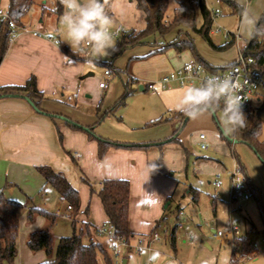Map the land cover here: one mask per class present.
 Returning a JSON list of instances; mask_svg holds the SVG:
<instances>
[{
	"label": "crops",
	"instance_id": "crops-1",
	"mask_svg": "<svg viewBox=\"0 0 264 264\" xmlns=\"http://www.w3.org/2000/svg\"><path fill=\"white\" fill-rule=\"evenodd\" d=\"M57 2L58 0L52 2L51 8H55ZM47 3V0L44 1L41 7L47 8L46 5H49ZM48 8L51 9L49 6ZM136 18L142 22L139 26L135 21ZM123 19L128 29L140 30L144 27L143 15L129 0L128 6L124 9ZM23 21H27V17H23ZM116 21L119 24V16L116 17ZM40 23H42L41 29L45 31L47 26L43 21ZM1 25L2 23H0V29ZM34 33L31 30L30 32H16V36L10 42L0 64V87L23 86L30 78L34 77L37 89L45 95L40 109H37L27 96L31 102L21 96L0 98V190L3 189L4 195L8 199L20 200L21 191H25L29 195H37V199H39V195L45 192L47 186H44V181L37 174L36 167L50 166L56 173L63 174L79 192L80 211L75 220L78 224L89 223L94 230L91 233L92 239L99 242L102 236L96 234L95 230L107 224L108 219L101 200L97 199L99 197L91 198L88 188L79 181L80 173L77 174L71 167L67 157V153L71 151L78 155L83 170L91 172V175L96 174L99 178L105 177L101 178L100 184L104 180L114 179H125L130 182L129 229L134 233V229L139 231L135 227V223L150 216L155 212V209L152 206L149 208L150 203L142 201V199L136 205L132 177L139 182L144 191L151 188L161 189V197L167 195L176 183L171 179L172 177L177 174L187 175L191 168L195 175L224 177L227 172L222 162L218 158L201 157V154L198 156L193 145L199 144L201 148L202 144H206L209 149L210 143H214L217 145L216 151L219 154H227L226 151L229 149H224L222 146V139H225L229 143L228 153H231L236 160L242 163L252 185L264 200V185L252 173L250 167L253 164L252 160L243 148L233 147L241 142H230L221 136L223 131L216 115L208 114L198 119L190 118L184 123L183 119L179 117L181 111L176 110L183 89L172 87L151 92L140 85V78L154 81L160 79V76H157L158 73L153 75L155 70L166 71L169 69L171 72L183 66L175 64V66L167 67L165 61H155L152 68L150 63L146 66L148 70L141 71L136 68L134 75L132 71L134 63L140 60L139 58H146L150 53L129 57L125 63V70L130 59L138 58V60L131 63L129 75L124 73L128 75V78L130 76L138 83L133 85V93L127 99L126 105L109 113L96 127L95 133L102 138L120 143H160L169 139L175 130L182 126L183 131L179 136L181 145L165 144L162 148L152 147L147 151L112 147L104 157L105 161L112 165L110 173L105 176L102 172L103 165L98 163L97 142L91 140L85 132L72 129L64 118H70L71 121L85 127L94 125L98 118L108 112L121 97L124 86L115 85L110 92L109 100L102 104L101 111L96 112L94 116L85 115L71 104H64L60 99L48 98V94H55L62 89L67 90L68 94L78 93L82 90L80 89V82H82L80 75H82L83 68L78 62L69 63L65 60L68 55L63 48L71 51L62 45L57 31L54 32V35L41 33L40 36H37ZM212 35L214 34L212 33ZM51 39H56L59 45H56ZM115 69L125 71L122 68ZM104 79L106 80L105 76ZM85 90L88 91V87H85ZM64 95L61 93V98H64ZM102 100L104 101V99ZM253 104H260V100ZM159 119H168V121L158 126L147 127L149 123ZM201 134L206 135L204 142H201L199 138ZM217 137L219 138L217 139ZM238 137L236 132L230 138L239 141ZM253 169L255 170L254 167ZM227 184L229 186V177ZM189 193L191 194L190 191ZM27 198L32 199L30 196ZM87 208L89 209L88 215L85 213ZM60 212L61 210L58 211L59 214ZM151 240L152 236L146 240V243ZM107 242L112 247L113 242L110 239ZM103 245L108 248L107 245Z\"/></svg>",
	"mask_w": 264,
	"mask_h": 264
},
{
	"label": "rangeland",
	"instance_id": "rangeland-1",
	"mask_svg": "<svg viewBox=\"0 0 264 264\" xmlns=\"http://www.w3.org/2000/svg\"><path fill=\"white\" fill-rule=\"evenodd\" d=\"M44 1L46 0L34 1L24 15V17H27V21H23L22 18V26L27 27L32 32L54 35L56 29L60 28L59 16L55 12L50 11L48 6L51 8L52 2L56 0H47L49 5H46L47 8L45 9L41 7ZM247 2L250 5V11L255 21V28L257 21L264 14V0H247ZM205 3L214 17L212 29L219 28L221 30V33L211 35L212 41L216 45H222L227 41V36L230 35L231 37L232 34L236 42L225 51H216L198 35L191 33V37L201 58L215 68H227L239 60L240 50L245 47L250 37L241 33L240 14L230 5L222 0H205ZM8 6L9 0H0V9H8ZM40 21H43L47 26L45 31L41 29L42 23ZM135 21L138 26L142 23L139 19ZM202 22V15L198 11L197 26L201 27ZM18 32L21 33L22 30ZM174 38H176V31H173L165 38L155 34L147 39L146 45L129 49L116 60H113L111 54L107 58L99 59L95 66H90L85 61L72 60L78 62L83 68L82 75H80L82 76V82H80V89L82 90L78 93L68 94L67 90L62 89V91H58L55 94H48L47 97L60 99L64 104H71L76 110L85 115L94 116L100 101L104 99L102 104H105L109 100L110 92L114 89V86L118 84L121 87L123 85L122 82L128 80V75L124 73L125 71H122L119 76L112 71L109 88L106 90L101 89L99 84L107 81L104 79V73L110 69L108 65H115L116 67L113 66L114 68L125 70V63L131 55H147L157 48L156 45H164L173 41ZM59 40L63 46L69 48L63 42L61 35ZM69 50L72 52L70 48ZM191 59L194 60V57L189 51L178 55L174 49H168L162 54L151 55L136 61L132 71L134 74L136 68L141 71L148 70L146 66L150 63L152 68L155 61H165L167 67H170L175 66V64L184 65L193 61ZM168 72L169 69L166 71L155 70L153 75L158 73L157 76L161 78ZM90 73L92 76L88 77ZM140 81V85L144 82H155L154 80H145L143 78H140ZM85 87H88L89 90L86 91ZM61 93L65 94L64 98H61ZM66 119L71 121L70 118ZM262 120L263 124L259 139L264 141V113ZM192 140L195 141L194 139ZM222 143L224 149L230 150L229 143L225 139H222ZM216 147V144L210 143L209 149L202 151L199 144L193 145L197 155L201 154V157L218 158L222 162L227 173L224 177L219 178L221 187L218 189L213 185L216 175H195L193 168L189 170L187 175L177 174L172 177L171 179L176 183L164 197L160 196L161 189L142 190L139 182L132 177L133 195L136 205L140 199L148 201L147 203H150L148 207L151 208L152 206L155 212L145 217L144 221L135 223V227L139 231L134 229V236L128 244H115L118 245V256L114 255L112 247L109 246L107 242L109 238L107 236H102L99 239V242L108 246V251L115 264H123L124 260L126 264H204L205 261H209L210 264H229L234 251L232 245L230 242H224L222 238L215 235L219 232L224 234L232 227L237 228L243 237L249 235L250 239L256 241L260 247V253L256 254L258 256H255V259L246 260L244 264H264V223L257 200L253 196L248 201H242L241 199L230 200L227 190V179L232 170L235 156L233 157L231 153H228L229 150L226 151L227 154H219L216 151ZM233 147H241L246 151L253 163L250 167L254 177H257L264 185V164L260 162L257 155L245 144L241 143ZM67 157L74 171L77 174L80 173L81 178L79 181L88 188L91 198H97L100 180L102 179L96 174L91 175V172L88 173L83 170L78 155L74 152L69 151ZM104 157L100 158L97 150L98 161H105ZM190 187L198 190L196 200L189 193ZM20 194H22L21 199L16 200L21 202L23 207L18 211V256L15 264H41L53 261L60 238L73 234L72 220L70 218L72 212L67 210V205L60 200L58 193L51 186L46 187L45 192L39 195V199H37V195H29L25 191H21ZM27 196L32 199H28ZM29 208L44 209L50 213H58L61 210L60 217L51 230L54 238L51 254H47L45 251L34 252L27 246L28 235L43 230L46 226V221L40 216H37L33 222L28 221L27 211ZM80 227L81 225L79 224ZM154 232L159 235V240L152 243L149 248L146 240ZM173 233H175L176 240L175 248L172 247L171 241ZM235 253L237 254V251Z\"/></svg>",
	"mask_w": 264,
	"mask_h": 264
},
{
	"label": "trees",
	"instance_id": "trees-1",
	"mask_svg": "<svg viewBox=\"0 0 264 264\" xmlns=\"http://www.w3.org/2000/svg\"><path fill=\"white\" fill-rule=\"evenodd\" d=\"M129 1L134 4L136 10L143 15L144 27L140 30L130 28L126 32L122 31L116 41L117 50L112 54L113 60L118 59L129 49L146 45L147 39L155 34H159L162 38H165L173 31H176V38H174L173 41L164 45H156L157 48L146 57L162 54L168 49H174L178 54L189 51L193 55L194 61L204 64L213 73L229 69L236 64L237 61L227 68H215L201 58L197 52L191 33L201 37L213 50L216 51H225L236 42L235 37L232 34L231 37L230 35L227 36V41L222 45H216L212 41L211 35L213 31L212 26L214 17L212 12L208 9L205 0H198V6H195V0ZM222 1L226 2L240 14V9L234 1ZM33 3L34 0H9V6L7 9L8 13L18 26H22V18L27 13L26 10L28 11ZM55 8L57 9L55 13L60 17L63 8L59 5V2L56 3ZM198 11L201 13L203 19L201 27L197 26ZM15 35L16 33L9 30L7 23H2L0 29V64L9 48L10 39ZM63 50L68 57H71V60L85 61L83 57L73 55L72 52H69L64 48ZM240 55L246 60L253 59L255 68L264 69V14L257 21L253 35L247 40L245 47L240 50ZM135 60H138V58H132L129 60L128 66L125 70L128 75L130 65ZM108 67L111 69L114 68L113 65H108ZM121 72L122 71L119 69H115L114 71L118 76ZM122 83L124 86L123 94L108 112L98 118V121L94 125L85 127L67 120L68 125L72 129L85 132L91 140L97 142L100 158H103L107 151L112 147L147 151L152 147L162 148L165 144L175 143L181 145L179 136L183 131L182 126L175 130L169 139L160 143H120L96 135V127L99 126L109 113H113L126 105L127 99L133 93V85L138 82L129 76L128 80ZM23 95L32 100L37 109H40V104L45 99V95L37 89L36 79L34 77L30 78L23 86L0 87V98ZM259 98L260 104H252L247 108L245 115L247 119V127L240 129L237 132V135L239 136V141L249 147L264 164V141L259 139L263 124L262 115L264 113V94H260ZM102 101H100L97 112L101 111ZM179 117L183 119L184 123L190 119V117L186 116L183 112L179 113ZM167 121L168 119H159L149 123L147 127L158 126ZM221 136L225 138L224 134H221ZM36 172L44 181V186H51L54 188L58 193L60 200L67 206L72 207L70 218L72 220L73 234L68 237L60 238L55 259L53 261L41 264H115L108 248L102 243L92 239V226L89 223H82L79 228V224L75 220V217L80 211V196L77 189L73 187L63 174L56 173L50 166L36 167ZM83 180L89 184L85 179ZM189 191L193 195V199L196 200L198 190L190 187ZM97 195L101 200L104 212L107 216V224L113 229L114 238H120L128 243L134 236L129 229V206L131 196L130 182L125 179L104 180L100 184ZM251 196L255 197L257 200L264 223V200L254 186L251 189ZM22 207L23 205L21 202L8 199L4 195L3 189L0 190V264H15L17 259V238L19 234L18 211ZM85 213L87 215L89 214L88 208ZM37 216L42 217L46 221V226L43 230L28 235L27 246L31 251H45L47 254H51L54 242L51 230L57 219L60 217V214L50 213L44 209H28L27 217L29 222H33ZM95 232L98 234L97 229ZM153 234H155V232ZM171 241L172 247L175 248V233H173ZM248 252H250V245L244 244L243 255H246ZM231 259L233 264H237L233 255Z\"/></svg>",
	"mask_w": 264,
	"mask_h": 264
},
{
	"label": "clouds",
	"instance_id": "clouds-1",
	"mask_svg": "<svg viewBox=\"0 0 264 264\" xmlns=\"http://www.w3.org/2000/svg\"><path fill=\"white\" fill-rule=\"evenodd\" d=\"M63 12L59 17L60 28L56 31L63 37L73 55L84 58L90 66L99 59L107 58L116 49V36L128 31L123 19L128 0H58ZM240 9V31L249 37L253 35L254 18L247 0H234ZM55 12L56 8H51ZM120 17L117 24L116 17ZM74 63L71 57H65ZM243 97L239 94V84L231 76H209L199 85H186L177 103L176 110L192 119L204 115H216L220 128L226 137H232L240 129L247 127V119L242 111ZM219 137H217L218 139ZM103 165L107 176L112 165ZM155 165L153 168L155 169ZM101 178H105L102 176ZM204 264H210L205 261Z\"/></svg>",
	"mask_w": 264,
	"mask_h": 264
},
{
	"label": "built area",
	"instance_id": "built-area-1",
	"mask_svg": "<svg viewBox=\"0 0 264 264\" xmlns=\"http://www.w3.org/2000/svg\"><path fill=\"white\" fill-rule=\"evenodd\" d=\"M195 6L199 5V1H194ZM26 12H28L26 10ZM0 22L7 23L9 30L11 32H30V30L25 26H18L15 21L10 17L7 9H0ZM120 32L116 38L121 35ZM213 34L221 33L219 28H216L212 31ZM34 35L40 36V33H34ZM15 37V36H14ZM10 39V42L14 38ZM56 45H59V42L56 39H51ZM112 71H115L114 68H110L105 71L104 76L107 81L100 83V88L106 90L109 88V80L112 75ZM209 76H231L234 80L238 81L239 84V94L244 98L242 101V111L246 115L247 108L252 105L255 101H259L260 94H264V69H257L254 67L253 59H244L241 55L239 60L234 66L229 69L220 71L218 73L211 72L204 64L191 61L184 64L182 67L172 70L167 74L163 75L160 79L155 82H144L142 87L151 92H156L160 90L170 89L172 87H178L179 89H184L186 85H199L201 81L206 79ZM201 142L206 140V135L201 134L199 136ZM208 149L206 144L201 145V150L206 151ZM220 177H217L213 181V185L218 189L221 187ZM253 185L246 174L245 168L241 162L235 159L232 170L229 173V186H228V195L231 201L236 199H241L242 201H248L251 198V189ZM68 210H72L71 206H67ZM97 233L100 236H107L110 241L114 242L112 249L115 256L119 255L118 245L116 243L126 245L128 244L125 240L120 238H114L113 229L105 224L101 228L97 229ZM217 237L223 239L224 242H230L233 248V258L237 261V264H244L246 260L255 259L256 254L260 253V247L256 241L250 239L248 236H242L240 231L232 227L226 233H217ZM159 240V235L157 233L152 235V240L147 243V247L150 248V245L155 241ZM250 245V252L246 255H243V245ZM141 249V248H139ZM237 251V254L235 253ZM232 260V259H231ZM229 264H233L232 261Z\"/></svg>",
	"mask_w": 264,
	"mask_h": 264
},
{
	"label": "water",
	"instance_id": "water-1",
	"mask_svg": "<svg viewBox=\"0 0 264 264\" xmlns=\"http://www.w3.org/2000/svg\"><path fill=\"white\" fill-rule=\"evenodd\" d=\"M89 76H92V74H89L88 77H89ZM140 88H142V87H140ZM21 97H23V98L27 99L28 101H30L27 97H24V96H21ZM30 102H31V101H30ZM31 104H32V103H31ZM64 120L67 121L66 118H64ZM224 137H225L228 141H230V142H234V143L241 142V141H238V140H236V139H232V138H230V137H226L225 135H224ZM166 206H168V205H166ZM123 264H126V261H125V260L123 261Z\"/></svg>",
	"mask_w": 264,
	"mask_h": 264
}]
</instances>
